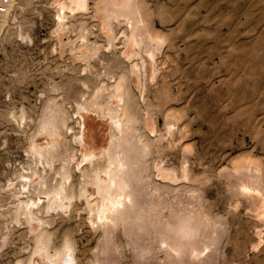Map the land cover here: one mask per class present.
<instances>
[{
    "label": "rangeland",
    "instance_id": "rangeland-1",
    "mask_svg": "<svg viewBox=\"0 0 264 264\" xmlns=\"http://www.w3.org/2000/svg\"><path fill=\"white\" fill-rule=\"evenodd\" d=\"M57 1L14 0L5 24L0 27V264H48L47 259L54 255V251H61L69 241L74 249L72 264H98L94 258L97 253L99 264L100 259L102 264H169L171 254L181 249L176 244H181L183 236L179 242L176 241V250L172 251L171 242L175 236L178 240L180 235L177 236L172 228L175 236L171 230V234L166 233L170 229L166 222L172 215L171 209L166 207L155 216L164 219L163 224L168 230L164 227L165 232L159 226L163 224L158 218L162 232L161 228L156 231L157 225L146 233L148 229L141 233L138 231L139 235L145 234H142V241L146 247L142 248L143 242L139 241L136 244L139 246L141 243L140 248L136 247L138 252L128 245L141 239L135 235L138 234L134 232L136 229L130 232L134 240L132 237L129 240L131 234L128 231L127 237L128 229L118 224L117 229H113L115 233L109 234L110 239H103L99 227L97 230L92 228L96 224L90 223L91 227L85 213L55 212L49 207L45 209L47 214L35 211L41 221L36 220L39 228L44 227L49 233L48 243L43 241L41 244L36 241L26 215L17 210L19 200H36L39 192V186L31 184L23 190L25 175L35 170L46 178H57L54 167H58L59 162L49 169L34 156L33 140L45 136L44 129L51 125L50 109L53 111L59 107L64 115L58 127L61 151L64 147L75 151L78 147L75 140L79 135L73 139V134L79 130L75 118L79 102L87 100L102 84H110V75L115 77L123 72L128 76L129 62L121 52L125 37L131 32L128 27L132 28V23H138L139 18L140 24L144 23H138L143 28L137 30V38L142 36L145 28L147 31L144 33L149 32L147 35L151 39H158H152L154 42L147 45L144 42L146 36L140 38L148 49L152 46L151 54L144 52L150 51L144 44L134 47L137 53L133 61L140 68L139 76H134L137 86L132 89V97L135 96L138 106L135 118L142 123L145 117L155 122L154 132L144 128L140 122L137 124L140 135L148 140L146 171L142 177L148 184L149 193L157 192V196L166 197L169 204L179 206V209L175 208L179 212L173 209L172 213L180 217L187 214L186 209L198 207L202 212L198 216L205 215L208 220L205 222L211 225L206 239L201 235L202 239L198 237L200 240L196 238L198 235L183 238L186 240L181 246L192 239L195 244L196 240L190 255L186 251L189 252L193 241L189 243V249L186 245L188 250L183 249L184 246L180 251L186 250L180 257L190 256L188 260L193 262L182 258L178 264H264V217L260 214L263 204L251 198L252 194H257L264 200V0H130L140 15L135 20L130 19L131 26H127L130 21L128 16L129 22L125 21V14L120 17L112 12V19L104 17L108 0H87V10L66 9L59 20L61 11L56 7ZM103 21L108 25L102 26ZM85 53L90 55L88 60H84ZM141 89L144 102L139 95ZM48 100L53 107L47 103ZM168 111L171 114L168 115ZM43 116H46L45 120L49 119L50 124L44 121ZM168 119H173L170 129L173 132L165 128L171 124ZM78 157L70 162V169L73 178L80 181L81 175L76 169ZM159 166L175 170L177 180L168 182L161 180L159 175L157 177ZM235 167H247L249 170L244 168L245 174H240ZM195 212L192 216L197 215ZM193 219L191 221L196 224V217ZM153 228L159 236L166 233L170 234L166 237H174L168 239L164 236L166 240L161 241L162 237L159 238ZM148 232L149 239L146 237ZM152 236L155 242L157 239L161 242L158 245L162 244V247L155 242L152 245ZM166 241H171L172 245H165ZM110 243L114 248L111 247L113 251L109 254ZM97 248H101L105 260ZM139 249H144L143 253ZM168 249L172 251H169V259ZM177 252L173 257L179 256ZM210 252L212 254H208ZM105 253H108L107 259L111 263L107 262Z\"/></svg>",
    "mask_w": 264,
    "mask_h": 264
},
{
    "label": "bare ground",
    "instance_id": "bare-ground-1",
    "mask_svg": "<svg viewBox=\"0 0 264 264\" xmlns=\"http://www.w3.org/2000/svg\"><path fill=\"white\" fill-rule=\"evenodd\" d=\"M108 1H109L108 4L105 5L106 8H104V10H105L104 17L105 18H108V17L113 18L114 15L112 16V14H116L117 16H118V14H119V16L121 14H122V16H124V14H125V17L128 16L129 21H130V25H128L129 23H127V26H131L132 22L130 19L132 18V20H133V18H134V20H135V18H138L140 16L137 14L138 10L136 11L134 9V8H136V6L133 7L134 5L132 4V2L130 0H123V2L121 0H108ZM13 2H14V0H7V3L3 4V0H0V6H5V11H3V12L0 11V27L5 24L7 12L9 10V8L12 7ZM86 6H87V0H58L56 7L59 10V12L61 11L60 12L61 15H59L58 19L60 20V18L63 17V15H64L63 12L66 9L72 10V9L76 8L77 10H80V9H84ZM85 10H87V9L85 8ZM122 16H120V17H122ZM125 17H124V19H127L125 21L129 22L128 17L127 18H125ZM110 18H109V20H110ZM114 18H116V16ZM137 21L140 24V22H141L140 18ZM133 23H132L133 26H131L132 28L128 27L129 32L131 31L129 36L125 37V40L123 39L124 40V43H123L124 49L121 52L122 53L121 55H122V57L125 58V61L129 62V65H128L129 66V68H128L129 72H127V71L126 72L129 73L130 75L128 74V76H127V74H125L123 72L119 73L115 77L110 75V78H111L110 84H107V85L102 84L95 91L93 90L94 92L91 95L89 93L90 97L87 98V100L83 99L81 102H79L80 105L77 107L76 116H75V118L77 119V126H78L79 130L77 131V133L73 134V139L77 138V137L74 138L77 134L79 135V136L77 135L78 138L75 140L77 143V146H78L77 149L75 151H73V150H70V148L64 147V151H61L62 149L60 148V144H59V140L61 138V137H59V135H60L61 131L59 130L58 127L61 124L62 119L64 118L63 117L64 115L61 112L62 109H60L59 107H55L56 105L54 106L55 109L53 111H52V109H50L52 113H51V115H50L51 117H49V119L52 121V122L50 121L52 126L51 125L49 126V124H50L48 121L49 119L45 120L46 116L45 117L43 116L44 121H46V122L48 121V123H49L48 124L45 122L46 124H48L49 129L48 128L44 129V131L46 130V132H44L45 136L41 137L40 139L33 140L35 159L43 162L47 166L46 168H49V169L51 167L53 169V164L56 162H59L58 167H56V168L54 167L57 178L48 177V178H51V179H48L45 176H43L41 174V172L39 173L38 171H35V170L32 171L29 175H25L23 178L24 181H22L23 190L26 188V185L30 186V184H31V185H33V187L35 185L39 186V187H37V188H39L38 189L39 190L38 196H37L36 200H33L31 198H25L26 200H19L18 201L19 204L17 203V205H18L17 210L18 211L20 210V212H23L26 215L25 218L28 219L30 229L31 230L34 229L33 233L35 234V237L37 239V240L36 239L35 240L39 243L41 242V244L43 243V241L45 242L46 239L49 237L48 236L49 233L44 229V227L39 228L38 222L40 220H39V218L36 217V212L46 213V211H45L46 207L53 209L55 212H58V211L62 212V213L68 212L70 214L71 213H82V212L85 213L88 216L87 218L89 221V225L92 227V225L96 224L92 228H94V229L96 228V230H97V228L99 227L98 229L101 230L100 232L102 233V235L104 237L103 239H105L106 237H108L110 239L109 234L111 232L115 233L116 230L113 231V229L116 228L117 227L116 225H118V224L119 225L121 224L122 228L125 226L124 228L126 230L128 229L127 231L125 230L126 234L128 231H129V234L133 233V232H131V230L134 231V229H136L134 232L137 231V233H138V234L134 233L137 236L139 235L140 231L144 232V230L148 229L145 231V233H146L147 231H149L150 227H155L156 225L158 226L159 224H161V222H162V224L165 222V221L163 222L164 219L161 220L162 218L157 217L159 215L158 214L159 210L162 211L161 209H163L165 207L169 208V210L171 209V211H170V213L172 214V215L170 214L171 218H170L169 213H168V218H170V220L165 218L166 220H168L166 223H168L167 227L168 228L170 227V229L168 230L166 228V225L164 226L165 223L163 225H159V226H162L164 231L166 228L168 230V232L165 231L166 233H170L169 231L172 228V230L173 229L175 230L174 232L177 236L180 235L178 237L179 239L176 240L177 237L175 236L174 232H172V230H171L172 235L174 234V236H175V237L171 236L172 238L174 237L173 241H175V242H173L172 240H171L172 242L170 241L173 244V246H171V247H174V245L181 240L180 237H182V236H183V238L184 237L185 238H191L193 235H198L196 237L197 240H200L199 238H201L202 236H204V238L202 237L203 239H206L207 237H205V236H208L207 233H209L211 231V230L210 231L208 230V227L210 228L211 225L207 224L209 222H207V223L205 222V220L208 221L207 219H205V215L201 214L198 216V213L199 214L202 213L198 207H197L198 208L197 213L195 212V210L197 208H195V209L192 208V209H194L193 212H190L192 209L188 210L185 208L186 209L185 211L187 214H185L183 209H182V211L185 215L183 214L180 217H179V215H175L176 214L175 212H179V211L175 210V208L179 209V206L176 207L174 205H171V203L169 204V202L166 201L167 198L164 196L163 197H161L159 195L157 196V194H156L157 192L152 191L153 193L156 194V196H155V194L149 193V191H148L149 189L147 187L148 184L146 183L145 179H143V177H142V174L145 173V171H146V164H145L146 159L145 158L148 157V156H146L148 154H146L145 152H147L146 148L148 146V140L143 138V136L140 135V133L138 131L139 129H137V124L140 121L136 120V118H135V116H136L135 115V109L138 106L136 104V101L134 100L135 98H133L135 96L132 97V93H133L132 89L135 88V86H137L136 78L134 76H136V77L139 76L138 71L140 68L138 67V64L135 61H133V57L137 53L134 51L135 46L137 47L139 44L142 45V44H144L145 41H146L147 45L148 44L151 45L154 42L152 40L154 38L151 39L148 36L149 32H147L148 35H147V33H144L147 31V30L145 31V28L143 29L144 30L143 33L141 30H140V32L138 31L140 33V35L142 33L143 38L146 36L144 38L145 39L144 42H143V40L140 39L142 36L140 38L139 37L137 38V36H139V34L137 33V30H139L140 27H139L138 23H135V25ZM143 23H144V21L141 24H143ZM103 24L108 25L107 21L106 22L103 21L102 26H104ZM61 25H59V26H61ZM109 26H110V24H109ZM80 27H82V26H80ZM142 28H143V25L141 26L140 29H142ZM154 40L158 41V39H154ZM157 41H155V42L157 43ZM146 44H144V46ZM155 45H157V44H155ZM158 45H159V43H158ZM85 46H86V43H85ZM94 47H96V46H94ZM140 47H138V49ZM150 47H151L150 49H152V46H150ZM155 47H153V48H155ZM96 48H95V51H96ZM145 48L147 50H150V49H148V46ZM152 51L150 50V51H144V52L145 53L148 52L149 54H151ZM90 53H91V51H90ZM89 56L85 53L83 55L84 60H88L87 57H89ZM148 56H150V55H148ZM138 59H139V57H138ZM140 60H142V59L140 58ZM142 61H144V60H142ZM142 61H140V62L142 63ZM140 88H142V87H140ZM139 95H141V98L143 101L144 92L142 89H141ZM76 96H74V98ZM76 98H75V100H76ZM78 99H79V97L77 98V101H80ZM80 99H82V98L80 97ZM51 100L53 101V99H51ZM53 102H55V101H53ZM47 103H51V102H49V100H48ZM104 103H105V105H104ZM52 107H53V104H52ZM49 108H47V109H49ZM168 109L169 108H167V110ZM171 109H172V107H171ZM163 111H165L164 108H163ZM165 112H167V111H165ZM149 114H151V113H149ZM169 114H171V113H169V111H168V115ZM21 116H23V115H21ZM137 116H138V114H137ZM174 116H176V115H174ZM145 118H144L143 123L142 122H140V123H142L144 128L154 132V126H155L154 123L155 122L153 123L151 121V119H149V118L145 119ZM168 120H170L169 122H171L173 119L172 120L168 119ZM168 120H166L165 122L169 123V122H167ZM39 122H41V121H39ZM63 123H64V121H63ZM46 124H44V126ZM173 124H174V122H173ZM40 125H41V123H40ZM165 125H168V124H165ZM165 125H164V127H165ZM41 127H42V125H41ZM65 127H66V125H65ZM171 127H172V122L168 127H165V128H167L166 130H168V129L170 130V129H172ZM39 129H41V128L39 127ZM42 129H43V127H42ZM67 129L69 130V128H67ZM170 131L173 132V130H170ZM175 132H176V129H175ZM171 135H172V133H171ZM159 150H160V148H159ZM69 151H71V152H69ZM77 155L79 156L78 157L79 161L76 162V169L78 168L77 171H79L80 172L79 175L82 176V177L80 176V178L82 180H80V178H79L80 181H77L73 178L72 170L70 169V167L72 166V165L70 166V162L75 161ZM182 161H183V159H182ZM82 163H83V165L80 166V164H82ZM184 163H186V162H184ZM182 168H184V167H182ZM244 168H245V171L249 170V168L247 169V167H244ZM244 168L242 167V169H240V168L237 169V167H235V169H237L239 171L238 173L244 172V174H245V171L243 170ZM257 169H259V168H257ZM257 169H255V170H257ZM240 170H242V171H240ZM253 171L254 170H252V172ZM157 172H158L157 177L159 175L161 180L168 181V182H174L175 180H177V178H176L177 175L175 173V170H173V169H167L165 167L159 166L157 168ZM186 173L188 174V171ZM56 175L54 174V176H56ZM186 175H184V176H186ZM51 176H53V175H51ZM187 176H189V174ZM225 176L226 175H224V177ZM236 176H237V174H236ZM237 177H240V176H237ZM241 177H246V176L242 175ZM145 178H146V176H145ZM259 178H261V177L259 176ZM240 182H241V180H240ZM243 187H246V186H243ZM240 189H241V187H240ZM153 190H154V188H153ZM241 190L245 191L244 188ZM177 196H178V194H177ZM190 197H192V196H190ZM251 198L253 199L252 201H254L256 203L260 202V204H263L262 208L260 209V214L262 217H264V200H261L257 194H255V195L252 194ZM187 199H189V198H187ZM175 203L177 205L176 201H175ZM173 209L175 210V212L172 213V211H174ZM169 210H168V212H169ZM194 212H195L194 215L197 214L196 216H192L193 215L192 213H194ZM180 214H181V210H180ZM150 215L151 216L153 215V216L150 218ZM155 215H157V216H155ZM202 216H204V218ZM160 217H161V214H160ZM195 217H196V219H195L196 224H195V221L194 222L191 221V220H194L193 218H195ZM158 218L161 220L160 223H159L160 220ZM36 220H38V222ZM192 222H193L192 225H195V227L190 224ZM159 226H158L157 230L154 228H153V230L154 231L155 230L156 231L161 230L160 232H162V228ZM155 228H157V227H155ZM156 231H155V233H157L158 237L159 238L162 237L161 241L166 240L164 238L167 235L171 234L170 233V234L165 235L166 233H164V236H165L164 237V236H161V235H163V233L160 234V236H159V233ZM122 232H124V231L122 230ZM129 234H127V237ZM142 234H143V236H145L144 233H142ZM142 234L139 235V236H141L140 237L141 239H139L138 241H137V238H139V236L137 238L135 237L137 242L131 241L132 243L136 242L135 244H132V245L128 244V245L132 246L133 248L135 245V248L134 249L132 248L133 251L136 249L135 251L138 252L137 249L140 248L141 243L139 244V246L136 244H138L139 241L143 242L142 241ZM50 235H51V233H50ZM113 235L114 234H112V236ZM122 235H124V234H122ZM148 235L150 236L149 232L146 235V237H148V239H149L150 237ZM200 235H201V237H199ZM125 236L126 235H124V237ZM132 236L133 235L131 234V236H129L128 239L130 240ZM154 236L156 238H158L156 235H154ZM168 237H166V238H168ZM171 237H169V238L171 239ZM108 238H106V239L108 240ZM183 238L181 240L182 241L181 244L180 243L176 244V245H180L177 248L179 249V247H180L182 249V247L185 246L183 249H185V248L187 249V246H188V249H189V243L191 241H193V239L190 242H188V244L185 243L187 246L186 245L181 246L182 244H184L183 241L185 242V240H186V239L184 240ZM211 238H214V237H211ZM103 239L101 238L102 241H103ZM48 240H49V238H48ZM107 240H105L103 242H105V244H106ZM133 240H134V238H133ZM153 240H154L152 243L153 246L155 245V243L158 245V243L160 242V241H157L158 239L155 242L154 237H153ZM46 242L48 243V241H46ZM46 242H45V244H46ZM131 242H129V243H131ZM170 242L166 241L167 244H165V245L168 246V244H171ZM198 242H200V241H198ZM162 243L164 244V242H162ZM99 244L102 245V243H99ZM111 244L112 243H110L108 246H110ZM195 244H196V240H195ZM195 244H194V241H193V243L191 242L190 245H193V246H190V248H191L190 250L187 249L189 252H187L185 250L186 254L189 253V255H190V251L193 250L192 248L195 246ZM101 245L98 246V244H97L98 247H100ZM141 245L144 246L142 248L146 249L144 242ZM147 245H148V243H147ZM161 245H158V246L162 247ZM104 246L105 245H103L102 247H104ZM137 246H138V248H136ZM111 247L112 246L109 247L110 248V249H108L109 251L107 250L108 253L113 251V250L111 251ZM112 248H114V247H112ZM175 248L176 247L172 248V251H173V249L176 250ZM144 249L143 250L139 249V252L141 250L140 253H143ZM166 249H167V247H166ZM181 249H179L177 251L182 252L183 249L182 250ZM98 250H101V248H99ZM198 250H201L200 247H198ZM167 251H168V253H167ZM167 251H166L167 259H169L168 257L170 256V253H169L170 249H168ZM172 251H170V252L172 253ZM185 251L183 253H185ZM73 252H74V249L72 250L71 243L69 241V243L65 244L64 248L62 247L61 251L58 250L57 253L54 251V255L52 254L51 257L49 259H47L48 264H70V263L72 264L73 256H74V255H72ZM101 252H102V250H101ZM136 252H134V253L140 255V253H136ZM149 252H150V250H149ZM154 252H156V251L154 250ZM181 252H180V254L177 252V254L179 255L178 257H176V256L173 257L175 253L171 254L172 258L170 257L171 259L169 260V262H171V263H169V264H178V262L181 263L180 260L183 261V259L187 262H191V263L193 262L192 259L191 260L189 259L190 261L188 260V258H191L190 256L187 257L188 254L184 257H180V255L183 256V253H181ZM95 253H96V251H95ZM108 253H105V254H107V256L104 254V256H106V259H107V257H109ZM157 253H159V252H157ZM97 254L94 255V258H95L96 262H98V264H99V261L97 260L98 258L96 256ZM208 254H212V253L210 252ZM154 255L156 256V254H154ZM100 256H101V254H100ZM203 256L205 257V255H203ZM210 256H212V255H210ZM210 256H208V257H210ZM102 257H103V252H102ZM185 257L187 258V260ZM196 257H197V255H196ZM206 257H207V254H206ZM111 258H113V257L111 256ZM137 258H138V256H137ZM148 258H149V256H148ZM155 258H157V256ZM192 258H193V256H192ZM103 259L105 260L104 257H103ZM141 259L142 258H139V261H141ZM167 259H165V261ZM107 260H106L107 262L110 261L109 258ZM193 260H195V259H193ZM100 262L102 264L101 259H100ZM103 263H105V261ZM110 263H111V261H110ZM201 263H203V262L201 261Z\"/></svg>",
    "mask_w": 264,
    "mask_h": 264
},
{
    "label": "built area",
    "instance_id": "built-area-1",
    "mask_svg": "<svg viewBox=\"0 0 264 264\" xmlns=\"http://www.w3.org/2000/svg\"><path fill=\"white\" fill-rule=\"evenodd\" d=\"M7 0H3V4H6ZM0 11L3 12L5 11V6H0Z\"/></svg>",
    "mask_w": 264,
    "mask_h": 264
}]
</instances>
